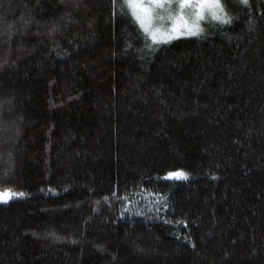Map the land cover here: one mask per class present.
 Here are the masks:
<instances>
[{
    "label": "trees",
    "instance_id": "trees-1",
    "mask_svg": "<svg viewBox=\"0 0 264 264\" xmlns=\"http://www.w3.org/2000/svg\"><path fill=\"white\" fill-rule=\"evenodd\" d=\"M226 10L150 50L124 0H0V264H264V0Z\"/></svg>",
    "mask_w": 264,
    "mask_h": 264
},
{
    "label": "snow or ice",
    "instance_id": "snow-or-ice-1",
    "mask_svg": "<svg viewBox=\"0 0 264 264\" xmlns=\"http://www.w3.org/2000/svg\"><path fill=\"white\" fill-rule=\"evenodd\" d=\"M228 2L229 0H124V6L129 10L131 18L138 25V29L144 33L146 41H151L147 47L150 50H155L154 45L159 46L168 43L180 36H200L203 32L200 21L206 16H210L211 19L220 24H230L232 18L226 10ZM113 3L115 4V0ZM240 3L248 6L249 0H240ZM188 9H191V23L185 19ZM121 14H123V9H121ZM173 15L183 20V25L173 24L170 30L163 26H156L155 21ZM167 176L169 178H187V174L180 169L168 172ZM23 196V192L13 191L11 188L0 189V203H7L13 198ZM167 207L165 202L162 208L167 209ZM136 215H143V213L137 210ZM167 222L172 223V221ZM184 239L191 243L190 237Z\"/></svg>",
    "mask_w": 264,
    "mask_h": 264
},
{
    "label": "rangeland",
    "instance_id": "rangeland-1",
    "mask_svg": "<svg viewBox=\"0 0 264 264\" xmlns=\"http://www.w3.org/2000/svg\"><path fill=\"white\" fill-rule=\"evenodd\" d=\"M185 19L188 21V23H191V9L187 10V15L185 16ZM217 21L211 19L210 16H206L202 21H200V26L203 29V26H207L213 23H216ZM184 21L181 20L178 16H165L163 20H157L155 21L156 26H163L166 29L171 28L173 24L176 25H183Z\"/></svg>",
    "mask_w": 264,
    "mask_h": 264
}]
</instances>
